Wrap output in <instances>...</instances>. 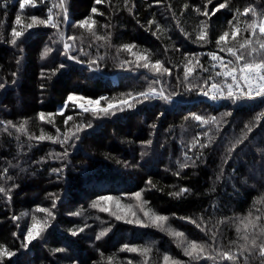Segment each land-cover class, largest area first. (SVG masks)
Returning a JSON list of instances; mask_svg holds the SVG:
<instances>
[{
  "label": "trees",
  "instance_id": "16d2710c",
  "mask_svg": "<svg viewBox=\"0 0 264 264\" xmlns=\"http://www.w3.org/2000/svg\"><path fill=\"white\" fill-rule=\"evenodd\" d=\"M206 0H129L128 7L136 5L133 14H130L124 6V0H111L113 7L110 9L106 4L95 5L94 0H70V13L73 22L86 18L91 14V7H97L98 11L105 15L96 16L99 25L111 22L113 27L104 29L97 27L98 34L106 35L109 31L113 34V44L118 45L126 42L138 43L141 48H148L153 53V60L161 59L165 66L172 70V77L167 78L175 84L177 72L182 77L183 74V53H206L216 51L215 38L220 34L222 28H227V19L231 18V13L221 10L212 18V42L206 47H199L191 43L181 34L177 28V21L180 26L189 33H193L198 19L193 7H202ZM219 0H213L209 8L214 7ZM257 0H235L241 9L248 3L256 4ZM3 3V0H0ZM185 3L190 4V8L183 10ZM51 0H46V5L50 6ZM171 5L176 15L173 17L172 11L168 10ZM18 3H9L7 15L4 9L0 8V21H6L5 35L10 32L13 26L15 15L18 11ZM28 12L41 15L46 18L47 7L38 5L36 9H28ZM114 13V14H113ZM155 19L165 28L166 33L152 36L151 32L145 31L147 21ZM139 21V22H138ZM143 25V27H142ZM65 26L62 25V29ZM152 30H155L153 26ZM53 29L37 28L31 30L32 35L28 37L22 45L25 48L24 61L21 69L18 85H12L13 71H16L17 50L7 43H0V82L7 81L6 88L0 90V120H11L19 123L28 120V132L39 135L41 129L46 133L55 135L56 128L62 132L66 129L64 116L54 117V124H42L37 119L40 111L54 112L66 98L67 94L73 90H82L93 97L99 95L113 96L120 92L130 90L140 91L147 87L148 81L145 76H150L147 70L140 69L136 73L122 71L115 66L118 63L109 58L102 62L100 73H89L86 65H77L68 61L66 57L54 51L45 61L39 59L45 43H50L49 36L54 33ZM67 35L82 37L85 47L94 38L86 30L68 25ZM28 35V34H26ZM171 37V39H169ZM23 39V38H22ZM69 43H72L69 41ZM77 46L80 40L76 41ZM103 43V42H96ZM180 51H175V47ZM54 49L63 51L62 44L52 45ZM95 44L93 54H95ZM167 48V51L165 49ZM104 54L106 49H99ZM109 57L116 55L115 47L107 49ZM78 55V53H73ZM224 56V53H218ZM121 58H127V53H120ZM86 59V57H81ZM205 64L209 63L206 55L200 57ZM60 62L69 65L62 69L56 77L51 80V88L41 92L40 85L48 84V80H41L40 73L58 66ZM177 65H180L177 68ZM95 77L88 80V77ZM157 87H159L157 85ZM43 99V103L41 100ZM180 99L179 97L177 98ZM248 106L236 108L234 111L233 124L228 127V132H239L243 123L249 120L255 112L264 108L258 101L248 102ZM227 102L218 105L208 103L200 98H186L180 105H164L160 101H153L139 105L134 112L118 114L119 119L97 121L100 124L95 130L89 129L82 133L85 139L78 145L69 158V166L65 169L64 178L57 179L55 174H49L51 168L62 167L60 161L48 156L50 152L63 151L59 144L44 141L36 144L29 150L26 137L21 136L20 141L16 139V133L4 132L3 125H0V174L8 166V162L19 164L28 171L19 173L16 168H10L9 172L16 176V183L19 187L13 191L11 206H8L2 196H0V243H4L12 250L17 251V256L12 257L7 264H98L101 260V253L104 258L116 254V259L126 264L128 259L140 261L142 258L134 253L119 252V248L124 243L154 245V251L150 257V264H162V256L165 252L170 253L176 259L187 261L181 251L176 247L174 240L165 232L154 228H138L133 225H126L116 221L107 213H101L90 205L99 194H114L122 197L125 202L135 203L131 200V194L146 188L148 179H152L156 184V189L145 191V197L149 206L159 211L161 214L170 217L169 223L172 227L182 230L188 238L196 240H206L204 232L195 225L181 220L179 217H192L199 221L201 216L209 222V226L223 216H232L233 213L244 215L253 204L255 197L259 195L258 188L245 187L239 197H230L231 185H217L218 191H210L213 185V178L218 171L220 163V153H214L208 157L206 164H201L197 169H184L181 175L175 176L172 173L177 170L176 160L182 159L180 139L182 138L180 125L182 123L189 129L183 134L185 142L198 131L194 126V121H184V116L190 111L206 110L218 114L219 112L231 109ZM165 115L160 116L161 111ZM78 109L73 110L70 106L66 115H75ZM160 116L157 121L156 117ZM79 118V117H77ZM91 119V117H87ZM157 123V131L153 132L149 125ZM72 122H69L71 125ZM169 129H172L169 132ZM148 139H152L155 150L149 149V156L141 159L140 151L142 144ZM23 144L24 147H19ZM165 147L161 148L160 145ZM19 153V155H17ZM191 155V153H189ZM44 159V163L37 164L35 161ZM250 158L245 157L241 163H245ZM121 163H117V161ZM124 162L136 164L139 162L143 167H124ZM227 172L231 168L225 165ZM167 169V171H166ZM35 172V175L32 173ZM4 181L0 180V184ZM10 185L12 182H7ZM175 185V188L172 186ZM180 187H189L192 192L180 199L170 197L168 192L178 191ZM58 193L61 200L57 203V219L45 233V241H34L29 246L30 251L21 247L22 232H26L27 224L30 223V216L22 218L18 230L15 223L10 219L13 214L19 215L23 211L31 212L37 206L51 207V197L48 193ZM213 203L217 205L213 209ZM256 208L264 210V205H256ZM81 211V216H71L69 212ZM138 211V210H137ZM255 211V209H253ZM42 216V214H37ZM142 215V214H141ZM85 223L89 227L77 236H71L69 229L83 226ZM111 226L112 230L102 238L95 240V235L104 227ZM204 226V225H202ZM225 232L224 243L236 238L235 228L229 225L221 226ZM17 232V236H13ZM63 247V253H52V249ZM211 264V262H202Z\"/></svg>",
  "mask_w": 264,
  "mask_h": 264
},
{
  "label": "snow or ice",
  "instance_id": "6c2138e0",
  "mask_svg": "<svg viewBox=\"0 0 264 264\" xmlns=\"http://www.w3.org/2000/svg\"><path fill=\"white\" fill-rule=\"evenodd\" d=\"M212 2L213 0H206L202 7L191 9L197 17H203V19H198L196 23L194 38L193 33H189L180 26L179 21H177L176 26L185 39L203 48L212 42V18L221 10L231 13V18L227 19V28H222L220 34L215 38L216 51L199 54L183 53L182 77L177 72L175 84H172L167 79L172 77V70L165 66L161 59L153 60V53L148 48H141L135 42L114 45L112 32L109 31L106 35L98 34V26L106 30L113 26L110 21L99 25L94 17L105 14L98 11L95 6L91 7V14L86 18L73 22L70 13V0H51L50 6L46 5V0H3V3H0V8L4 9L5 15H7L9 3H18L19 5L13 26L7 36L5 35L6 21H0V43H7L19 53L16 56V71L11 73L12 85L19 84L25 59L23 55L25 48L22 45L32 35L31 30L41 27L55 30L49 36L50 43H45L43 47L39 57L41 61H45L50 54L57 51L68 61L77 65H86L89 73H100L102 62L111 58L114 63L118 61L115 66L124 72L136 73L138 70L144 69L150 76L144 77L148 81V85L140 91L130 90L113 96L99 95L98 97L90 96L82 90L70 91L63 103L54 112L40 111L37 114V119L42 124H53V126H55L54 117L64 116L63 123L66 129L62 132L56 128L55 135L46 133L43 129L39 135L30 134L26 119L18 124L11 120H0V125H3L2 130L8 132L9 135L12 134L10 130H14L18 142L21 136L26 137L29 141L27 144L29 150L34 147L33 141L36 144L44 141L59 144L63 151L48 154L49 157L60 161L63 165L50 169L49 174H55L59 180L64 178L65 169L69 166V158L72 152L85 139L82 133H86L89 129L99 128L100 124L97 121L111 120L114 117L119 119L121 117L118 114L134 112L139 105L146 102L160 101L164 105H180L185 102L186 98L192 97L200 98L201 103L206 99L214 105L227 102L232 106L231 109H226L218 114L200 110L190 111L189 115L184 116L185 122L189 120L195 122L193 127L198 131H195L186 143L183 134L189 129L184 123L179 126L182 134L180 139L182 159L176 160L177 170L172 174L179 177L184 169H197L201 164L207 163L209 156L219 152L220 163L210 191L216 193L218 191L217 185L227 186L230 184L232 192L228 195L238 198L243 188H258L259 195L254 198L247 214L233 213L232 216H223L211 226H209V222L204 220L203 216L199 221L190 216H181L179 219L195 224L208 237L206 240L190 239L184 231L170 225L168 215L161 214L149 206L145 191L156 189V184L152 179L147 180L145 189L134 191L131 194V200L135 201L134 204L125 202L122 197L114 194H99L98 198L92 201L90 207L101 213H107L116 221L126 225H133L138 228H154L167 233L176 243V247L181 249L183 255L188 259L181 261L165 252L162 256V264H202V262H211V264H264V210L256 208L258 204L264 205V108L255 112L249 120L244 122L238 133L228 132V127L233 124V120L230 118L234 117L236 108L252 107L248 102L256 101L264 105V0H257L256 4L248 3L242 9L236 5L235 0H219L214 7L209 8ZM94 3L95 5L106 4L110 9L113 7L111 0H94ZM128 4L129 0H124L125 8L130 14H133L136 5L132 4L131 7H128ZM38 5L47 7L46 18L27 11L28 9H36ZM189 8L190 4L185 3L182 13L183 10ZM168 10L172 11V15L175 17L176 13L172 10L171 5L168 6ZM62 25L65 26L64 29H62ZM68 25L90 33L94 39L87 44V48L82 37L66 34ZM153 26H155L154 31L152 30ZM145 31H149L152 36L158 37V34L166 33L168 29L153 17L147 21ZM78 39L80 40L79 46L76 43ZM96 42L103 43L98 44ZM58 44H62L63 51L53 48L52 45ZM94 44L96 46L95 54L92 51ZM101 47L106 49L104 54L99 51ZM112 47H115L116 55L109 57L107 49ZM173 47H175L174 43ZM175 51L179 52L180 48L175 47ZM122 52L127 53V58H121L120 53ZM73 53H78V55ZM218 53L225 55L221 56ZM202 55L208 57V64L201 61ZM81 57H86V59H81ZM68 67L69 65L66 63L60 62L57 67L48 70L47 74L42 69L40 79L48 80L49 83L40 85L41 92L49 90L52 78L61 73L62 69ZM179 67L180 65H177V68ZM87 79L93 80L95 77L90 76ZM6 84L7 81L0 82V90H4ZM41 103H43V99ZM70 106L73 110L78 109V112H75V115L65 116ZM163 115H165V111L162 110L160 116ZM89 116L91 119L87 118ZM160 116L156 117L157 121ZM69 122H72L71 125ZM149 128L156 132L157 123H151ZM171 131L172 129H169V132ZM19 147L22 148L24 145L20 144ZM160 147L163 148L165 145L161 144ZM149 149L155 150L152 139H148L142 144L141 159L149 156ZM245 157L250 159L242 164L241 161ZM44 162V159L35 161L37 164ZM117 163L119 164L121 161L118 160ZM225 165L231 168V172H227ZM124 167H143V165L139 162L136 164L124 162ZM10 168L18 169L19 173L28 171L18 163L13 164L9 161L8 166L0 174V180L4 181L3 184H0V196L4 198L8 206H11L14 189L19 187L16 183L17 177L9 172ZM32 174L35 175V172ZM9 181L12 182L10 185L7 183ZM172 187L175 188V185ZM191 192L192 189L189 187H180L178 191L168 192V195L180 199ZM48 196L51 197V207L37 206L31 212L23 211L19 215L13 214L10 217L19 230L21 228L19 221L30 216V223L27 224L26 232L21 233V247L25 250L30 251L29 246L33 245L34 241L46 242L45 233L52 226L53 221L57 219V212L54 210L57 209V203L61 200V196L52 192L48 193ZM216 207L217 205L213 203V209ZM37 214H42V216ZM81 214V211L69 212L71 216L79 217ZM229 224L235 228L236 238L225 244V232L221 226ZM86 227H89L87 223L69 229V232L71 236L75 237L79 233H83ZM111 230V226L102 228L95 235V240L101 241ZM13 236H17V232H13ZM64 251L63 247L52 249L53 254ZM153 251L154 245L150 244L124 243L119 248V252L134 253L142 258L140 261L128 259L126 264H150ZM15 256H17V251L12 250L4 243H0V264H7ZM98 264H122V262L116 259V254L109 255L105 261L104 254L101 253V260Z\"/></svg>",
  "mask_w": 264,
  "mask_h": 264
}]
</instances>
